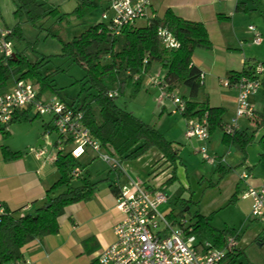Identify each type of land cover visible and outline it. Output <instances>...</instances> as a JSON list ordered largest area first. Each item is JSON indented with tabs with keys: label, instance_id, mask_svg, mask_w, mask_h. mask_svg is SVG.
Segmentation results:
<instances>
[{
	"label": "crops",
	"instance_id": "0c3cea01",
	"mask_svg": "<svg viewBox=\"0 0 264 264\" xmlns=\"http://www.w3.org/2000/svg\"><path fill=\"white\" fill-rule=\"evenodd\" d=\"M103 1L108 6V0ZM4 4L6 6V9L3 10L4 12H2L0 6V25L13 30L16 20L12 15L18 8V0H5ZM260 4H262L261 0H154L148 12V17L145 18L148 23L149 18H162L165 12L171 9L177 16L185 20L205 25L212 42V49H197L193 54L192 64L203 72L204 75L206 74L204 86L206 85L208 75L211 77L208 84L213 85L215 83L219 87L215 88L213 98L209 94L202 100H199L201 88L196 97H191L189 88L183 85H178L173 91L176 94L180 92V96H185L191 101L200 104L206 103L210 108L223 109L224 115L222 116V121L224 127L231 123L235 115L238 93L235 88L224 87L223 80L248 70L252 64H248L247 62L256 60V63H261L256 55L251 56L250 53L239 52L241 48L238 49L237 45L235 46L237 44L235 38L239 35L237 24L240 20L250 18L253 16L252 13L259 11ZM134 27H137L136 24ZM250 33L254 40V34L251 31ZM263 43L262 39L260 45H255L254 43L253 45L260 47ZM155 66L159 67V70L155 74H165V71L159 64H153L149 71V76L153 75ZM145 78L146 76L143 77L141 89ZM12 79L14 80L13 82H11ZM11 80L5 89L0 90L1 92L10 91L14 87L17 78L13 77ZM40 97L42 98V95ZM261 99L262 97L259 92L250 98V102L256 112H264L263 101L259 102L263 104V109L260 110L258 105V101ZM154 100L158 104H162L161 113H164L167 110L166 104L160 103L156 99ZM124 109L127 110L126 108ZM31 110L29 109L28 112ZM130 113L135 115L133 112ZM19 115L20 113L17 114L16 118H19ZM16 118L15 121L17 120ZM137 118L141 119L140 117ZM22 123V121L13 122L6 129L0 125V202L4 203L11 212H15L19 216L34 213L36 209L43 206L46 202V191L59 179L56 161L51 159L53 158V150L50 151V144L45 140L47 132L37 137L32 136L29 139L27 136L23 145L20 146H15L11 141L13 136L23 126ZM183 124L185 130V118L183 119ZM151 126L158 129L156 125ZM239 127L240 130H248L250 135L254 134L255 141L247 147L246 152H242L235 146L224 143V129H218L211 134L208 144L209 150L211 153L222 158V162L208 164L204 161L200 163L201 159L199 160L197 170H199L201 175H199V178L196 177L198 178L197 180H193V183L197 184L198 187L195 184V187H193L191 184L189 168L186 164V162H190V158L184 157V150L182 148L178 149L174 146L179 155L175 170L176 179L184 181L186 186L181 185L184 188V192L180 197L178 195V191L180 190V186L177 187L178 183L173 184V182L171 187L176 188L173 194L175 198H201L199 204H203L204 198L211 195V190H215L223 183L229 182L232 188L229 200L231 201L232 198H235V201L228 205L230 202L228 200V203L226 202L220 207L212 209V212L220 211L224 206L242 209L245 225L253 221L263 224L262 228L254 231L256 240H258L264 233V220L258 221L250 216L251 201L242 199L241 193L247 185L259 187L264 182V160L260 157L261 150L258 144L264 135V129L257 130L251 120L245 118L239 120ZM41 142L43 144L39 147H46L49 153L46 157L37 158L31 150L37 148ZM186 142L189 144L191 153L195 156L199 155L197 150L201 145L200 142L195 139L187 140ZM253 144L257 145L260 150L258 158L251 157L249 153ZM4 146L10 148L12 151L20 152L22 156L12 161L5 160L2 153ZM107 152L110 153V151ZM87 155L88 151L84 156ZM185 158H187V161ZM143 163L150 170L148 171V178L141 181L134 170L138 169L136 167ZM122 167L123 170L116 173L115 179L109 174L94 182L98 183V185L89 201L76 203L66 209L65 214L59 219L60 231L58 234L46 236L24 246L22 250L23 258L16 264H99L98 258L101 253L115 242V226L124 219V214L117 209V197L110 186L112 184L116 185L117 182L123 185L128 178H131L141 182L145 187L152 189L159 188L167 193L162 186L156 187L150 180L155 177L162 179V184H166L171 179L175 168L163 158L162 153L156 148L151 149L137 160L123 161ZM86 171L91 179V172L87 168ZM99 171L97 172L99 173ZM244 172L251 174V178L246 182L241 179V175ZM213 178L216 181H212ZM167 196L171 198L170 193ZM166 205H164V210L166 209ZM200 214H202L201 211ZM226 229L236 230L234 226H228ZM239 231H237L239 235L238 248L234 257H237L243 250V237ZM214 244L216 245L215 242Z\"/></svg>",
	"mask_w": 264,
	"mask_h": 264
},
{
	"label": "trees",
	"instance_id": "16d2710c",
	"mask_svg": "<svg viewBox=\"0 0 264 264\" xmlns=\"http://www.w3.org/2000/svg\"><path fill=\"white\" fill-rule=\"evenodd\" d=\"M41 1L18 0L15 14L24 12L29 21L35 22L56 13V10L46 11ZM96 6V0H80L74 15L83 16ZM160 26H165L171 31L180 43L179 49L168 51L162 46L157 34ZM50 34L56 36V30L52 29ZM18 35H20L19 29L14 28L11 39ZM197 49H212L207 28L202 23L177 16L171 9H168L162 18L149 20L145 27L126 28L118 37H113L106 30L105 24L100 22L75 36L71 41H62L61 56L73 60L86 72L85 84L89 85V89L81 102L74 104L84 112L85 125L91 130L92 135L106 151L118 156L122 162L137 160L151 149H158L163 158L175 167L167 184L176 180L178 151L158 129L120 107L116 102L117 98H110L108 94L110 91L118 90L121 96L130 86H134L135 92H139L144 77L141 71L145 69V72H149L153 64H159L165 71V81L171 90L183 85L189 88L191 97H196L202 86L200 78L203 73L192 64L193 54ZM15 54V58L0 57V90L5 89L11 78L16 77L18 80L36 79L40 83L39 96L49 89L57 91L54 85L49 84V78L41 74V69L48 62L46 58L32 62L18 52ZM247 63L252 65L242 73L251 76L256 63L252 61ZM183 99L186 104L182 114L185 120L202 117L208 113L210 133L213 134L218 129L225 131L222 121L223 109L210 108L206 103L200 104L185 96ZM28 110L19 111L20 115L16 121H27ZM251 122L257 130L264 129V112L255 111ZM46 128L50 129V127ZM254 141V134L250 135L248 130H238L233 135H228L226 132L224 134V143L235 146L242 152H246L247 147ZM258 144L261 150L260 157L264 160V135ZM2 153L7 161L22 156L20 152L12 151L5 146L2 148ZM55 164L59 179L46 191L45 204L34 213L22 216L10 211L0 221V264H16L21 261L24 246L59 233V219L69 206L92 198L98 183L91 181L86 168L79 160L65 151L59 152ZM76 167L83 169L79 178H74L72 175ZM74 179L80 182L72 185ZM110 187L117 196L118 187L113 184ZM182 193L181 190L178 191L179 197ZM234 201L235 198H232L228 205ZM196 217L197 223L193 225L194 234L209 232L218 247L223 245L228 235L235 236L239 241L236 230H218L211 225V217L199 212Z\"/></svg>",
	"mask_w": 264,
	"mask_h": 264
},
{
	"label": "built area",
	"instance_id": "2783aa9c",
	"mask_svg": "<svg viewBox=\"0 0 264 264\" xmlns=\"http://www.w3.org/2000/svg\"><path fill=\"white\" fill-rule=\"evenodd\" d=\"M154 0H108V6L102 14V23L106 30L113 36H120L128 27L135 26L140 19L148 17V12ZM154 17L149 18V20ZM254 34L253 43L260 45L262 34L255 26H249ZM157 34L162 46L173 51L180 48L179 41L171 31L160 26ZM12 30L0 25V57L12 58L15 54L11 39ZM146 63V61H145ZM143 76H149L145 69L141 71ZM264 66L257 63L252 75H233L223 80L226 88L237 90L236 110L231 123L225 126V132L233 135L240 130L239 120L242 118L251 120L255 115V109L250 98L257 94L262 87ZM204 73L200 82L204 84ZM138 77H136L137 79ZM151 85L159 90L158 102L164 103L171 100L174 114L186 109L182 96L171 90L162 73L149 76ZM110 98L120 96L118 90L110 91ZM36 109L39 116L51 115L53 117V129L58 134V141L53 145V158L56 161L59 152H70L74 159L79 160L88 150L94 151L100 159L119 172L123 170L121 159L107 152L101 143L92 135L91 130L85 125V115L75 104H68L63 100L51 97L43 99L33 83L25 79H17L14 87L7 92L0 91V125L8 128L21 110ZM185 138L197 140L200 147L197 153L204 162L215 164L222 162V158L210 153L208 144L210 141V125L208 113L202 117L186 120ZM37 158L46 157L49 153L46 147H37L31 150ZM83 173L81 167H76L72 175L79 178ZM251 174L244 172L241 179L246 182ZM116 196L117 209L124 214L122 222L114 228L115 242L107 247L99 256V264H229L236 255L238 241L233 235L225 238L223 245L214 243H193L194 227L185 219L183 221H171L169 214L161 211V206L168 203V196L159 188L145 187L141 182L128 178L120 185ZM241 198L251 201L250 216L259 221L264 220V182L261 186L247 185L241 193ZM10 210L0 202V221ZM178 227H175V225ZM13 264V263H11Z\"/></svg>",
	"mask_w": 264,
	"mask_h": 264
},
{
	"label": "rangeland",
	"instance_id": "374dc122",
	"mask_svg": "<svg viewBox=\"0 0 264 264\" xmlns=\"http://www.w3.org/2000/svg\"><path fill=\"white\" fill-rule=\"evenodd\" d=\"M261 1L262 4L259 5V11L252 13L253 16L250 18L240 20L237 24L239 35L235 38L237 43L235 46L237 45L236 47H238V49L241 48L239 52L244 51L247 54L250 53L251 56L256 55V57H258L257 59L261 62L260 64L264 66V43L260 47L253 45V37L248 30L250 25L255 26L258 32L262 34L264 42V0ZM4 2L5 0H0L2 12L6 9ZM79 2L80 0H42L41 3H43V7L46 11L56 10V13L35 22L29 21L24 12H20L19 14L14 13L12 15L16 20V24L13 28H18L20 33V35L12 40L14 51L27 56L32 62L41 61L42 58L48 60L46 65L41 69V74L49 78V84L54 85L57 91L49 89L43 92V99L54 97L68 104L80 103L89 89V85L85 84L86 72L84 68L74 63L73 60L61 56L62 41H71L75 36L83 33L89 27L102 22V14L107 8V3L103 0H96V7L85 15L77 17L74 15V11L78 7ZM146 23L147 21L145 19H140L136 22V26L143 27ZM3 27L6 28V26ZM52 29L56 30V36L50 34ZM234 52H236V50H234ZM255 61L256 60H252L253 63H256ZM158 70L159 67L155 66L153 74ZM210 78L211 77L207 75L206 85H203L199 92V100L206 98L209 94L212 98L214 97L218 85L215 83L209 85L208 81ZM13 81L12 79L11 82ZM28 81L35 85L37 91H40V83H38L36 79H28ZM159 94V90L151 85L149 76L147 75L142 89H140L139 92H135V87L130 86L126 88L124 94L117 98L116 102L120 107L126 108L137 117H140L145 123L156 125L164 137L169 142H172L173 146L184 150V157L190 158V160L188 159L190 162H186L187 158H185V162L189 168L191 184L195 187L193 180H197L199 175H201L199 170H197V166L200 159V163L203 162L202 157L200 155L195 156L191 153L189 144L184 138V117L181 113H173L174 107L171 100H166L164 102L167 106V110L161 113L162 104H158L154 100H157ZM177 94L180 95V92ZM259 94L262 97V99L258 101L261 110L263 109V104L259 102L263 101L264 103L263 88L259 91ZM29 113V119L25 122L22 121L23 126L13 136L11 141L15 146H20L23 145L27 136L29 139L32 136L37 137L47 132L45 140L50 144V151H54L53 145L58 141V134L53 129V117L51 115L39 116L35 108ZM46 127H50V129L47 130ZM259 152L260 150L257 145H251L249 151L251 157L258 158ZM211 154L214 155V153ZM80 163L91 172V180L93 182H97L99 179L109 174L115 179V175L118 173L112 170L111 167L103 162L92 150H88V155L84 156ZM136 168L138 169L134 171L141 181L148 178V171L150 170L148 166L146 167L143 163ZM98 170H100L99 173L97 172ZM183 176L185 177L184 174ZM212 181H216V179L213 178ZM79 182L80 181L77 179H74L72 185H76ZM150 182L156 187L162 186L166 190L167 195L170 193L171 198H168L169 202L166 205V209L164 210V206H161L160 210L169 214L168 217L171 221H176L177 223L185 219L189 224L195 225L197 223V213L201 211L203 215L211 217V225L218 230L226 229L228 226H234L237 231L240 230L239 233L243 237V250L237 257L235 256L231 259L229 264H264V233L258 240H256L254 235V231L262 228L263 224L257 221H253L249 224L248 221H246L248 224L245 225V219L244 216H242L243 210L234 209L233 206H224L222 210L215 213L212 212L215 208L220 207L226 202L228 203L232 189L229 182H225L219 188L211 190V195L204 198L203 204H199L201 198H175L173 194L176 188L171 187L172 183L167 184L166 182V184H162V179H157L155 177L150 180ZM175 183H178L177 187L180 186L179 189L184 192V188L181 187V185L184 187L186 186L184 181L176 179L173 184ZM195 185L198 187L197 184ZM175 227H178V224L177 226L175 225ZM193 239L194 244L215 242L209 232L196 233L193 235Z\"/></svg>",
	"mask_w": 264,
	"mask_h": 264
},
{
	"label": "water",
	"instance_id": "95a60500",
	"mask_svg": "<svg viewBox=\"0 0 264 264\" xmlns=\"http://www.w3.org/2000/svg\"><path fill=\"white\" fill-rule=\"evenodd\" d=\"M15 57H16V54H14L12 58H15ZM262 87H263V89H264V78H263V81H262ZM42 144H43V142H41L40 144H38V147H39L40 145H42Z\"/></svg>",
	"mask_w": 264,
	"mask_h": 264
}]
</instances>
